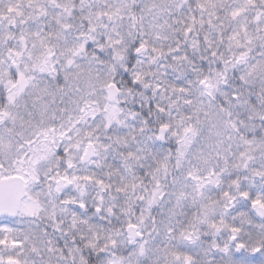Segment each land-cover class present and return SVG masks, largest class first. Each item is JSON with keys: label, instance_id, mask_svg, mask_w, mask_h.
Returning a JSON list of instances; mask_svg holds the SVG:
<instances>
[{"label": "snow or ice", "instance_id": "obj_1", "mask_svg": "<svg viewBox=\"0 0 264 264\" xmlns=\"http://www.w3.org/2000/svg\"><path fill=\"white\" fill-rule=\"evenodd\" d=\"M0 264H264V0H0Z\"/></svg>", "mask_w": 264, "mask_h": 264}]
</instances>
